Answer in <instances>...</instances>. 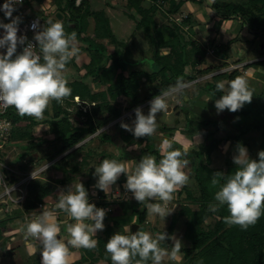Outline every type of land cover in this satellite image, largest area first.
<instances>
[{
    "label": "trees",
    "instance_id": "obj_1",
    "mask_svg": "<svg viewBox=\"0 0 264 264\" xmlns=\"http://www.w3.org/2000/svg\"><path fill=\"white\" fill-rule=\"evenodd\" d=\"M192 1L208 7L213 16L223 20L238 18L244 23L249 32L256 36L258 34L264 35V0H247L245 2L213 0L210 4H207L206 0ZM56 2L57 4L54 7L57 6V11L61 12L62 7L59 0H55ZM184 2L185 0H149L148 5L144 6L143 0L126 1L125 6L134 12L133 14L130 13V15L132 17H135V13L140 15L135 26L146 34L150 44L149 50L144 55L145 59L142 60L141 56L138 60L132 61L131 56L123 58L117 46H114L115 48L109 53L103 44H96L92 37L81 36L86 30L87 18L92 17L95 37L110 39L113 44L118 42L109 28L108 18L102 11L88 10L85 7L87 4L86 0H81L79 5H75V0H67L65 3L67 10L71 8L75 10L69 19L70 24L72 23L73 25L69 26L68 29L70 32L75 31L77 34L76 39L86 43V49L91 51L89 62L84 66L87 69L85 75L80 79L68 82L67 86L72 89V94L68 98L73 100V97L76 96L75 100L80 99V104H90V109H85L83 113L85 118L83 120H74L66 108H61L62 103H57L55 100L51 101L52 112L45 111L42 121L50 123V132L54 134L53 146L55 150L53 153H44L43 156L37 158V161L39 159L50 161L58 157L50 168L54 169V171H60L61 176L51 179L40 175V177L30 180L26 185L27 194L24 201L21 204L10 207L6 212L7 215L0 218V238L2 239L0 248L5 252V255L12 252L11 249L6 250L5 244L9 235L14 234V232L6 234V232L8 233L7 229L10 230L8 224L21 216L23 220L26 217L29 219V213L35 211L38 203L44 201L46 196L50 194L51 183L65 184L75 178L76 175L84 174L87 179L83 182V185L86 190L88 189L87 185L94 175V167L105 159L106 152L101 150L96 154L95 149L87 141L84 142V140L109 122H112V126L120 131V140L123 145L116 144L113 137L105 131L97 132L96 135L100 142H113L119 151L122 148L123 153L118 151L117 155L113 154L114 159L136 160L143 154L155 156L157 162L162 158V154L166 149L160 150V148L156 147L151 139L152 136H150L151 140H146L147 137L133 139L135 136L120 126L121 122L125 123L127 121L126 117H121L124 109L131 110L141 105L142 102L152 99L161 90L174 86L178 78H182L185 82L194 80L195 91L192 95L193 98L200 94L201 91L208 93L211 97L222 95L223 93L216 91L217 82L234 79L240 75V70L238 69L240 67L246 69L252 65L251 63L264 64V52H262L258 60L242 64L236 68L218 71L229 65L225 60L229 57V44L235 41L237 37L226 43L219 44L212 40L210 48L215 53V56L220 58V63L214 64L211 62L203 70H198V73L203 72L202 75L215 71L216 73L210 75V78L203 82L196 81L198 75L188 71L187 67L189 65L191 68L197 67L200 62L198 57L204 54L205 48L198 40L192 37L186 38L181 33H183L185 27L198 26L199 22L190 13L183 16L179 22L171 17V15L180 13L181 5ZM165 4H167L166 7L164 6ZM158 8H160L159 11L161 10L162 17L170 19L169 22L157 23L155 15ZM161 48H167V52L161 53ZM200 51H202L201 54H199ZM147 61L152 62L149 72L145 71L149 67ZM233 62L240 63L241 60L236 59ZM134 64L142 65V67H135ZM126 65H130L131 70L129 73L124 74L123 71L126 69ZM96 73H100L101 77L96 76ZM91 78H97L105 88L101 91L92 90L89 85ZM141 87L143 89L142 95L139 93ZM252 91L253 98L258 96L260 99L254 101L250 106L251 108H242L235 112L245 115L254 113L256 116L251 123L231 122L233 127H225L224 122L220 123L216 119L212 121H208L206 118L200 121L190 120L186 110L185 112L183 110L184 118L182 120L176 117L177 124L175 126L169 127L166 124L159 126L168 135H172L175 132L189 136L198 134L201 139L197 148L191 147L187 150L181 149L175 142H170L172 149L187 153L185 158L190 163L186 168V173L189 175L190 180L187 185L175 192V203L177 206L167 216L170 220L167 227L158 233L165 232L168 236H171L178 219H183L185 242H182L181 252L184 264H264V215L261 216L255 226H251L247 230H241L239 226L229 227L224 223L223 218L229 215L226 205L220 207L218 211H209V204L216 203L214 200L215 192L225 182L223 178H220V184L213 186L211 183L213 174L222 172L227 176L236 169L233 158H228V156H224L221 166H211V154L217 151L218 146L228 141L233 147L232 149L237 152V146L242 145L247 148L250 159H258V152L264 150V91ZM187 92L188 90L185 89L183 93ZM118 99L121 100L120 104L114 106L111 101ZM65 102L77 104V102H71L67 98ZM123 102L125 107L122 108ZM174 115L176 114L174 113ZM10 117L17 125L16 111L13 110ZM179 120L184 121L183 127L179 128L177 126ZM42 121H33L32 123ZM74 123H78V125H74ZM194 123L204 127L203 131L197 130L195 125L191 127V124ZM231 128H234L233 133L229 130ZM220 131H225V133L222 136H217ZM23 140L26 142H21ZM13 142H17L25 151L29 147L36 148L41 143L34 142L32 134L26 129L22 132H15L13 129L11 140L6 145L9 146ZM132 144H139L140 153L130 149L127 150L128 145ZM30 155L31 153L24 152V154L16 158L19 169L23 171L29 169L28 165L31 163L29 161ZM96 155V165L91 166L89 169L86 168V164H89V161ZM109 157L112 158V155L109 154ZM24 158H26L25 161ZM13 163L16 162L13 161ZM126 179V176L121 175L119 182L125 185ZM97 192L103 196L102 190L99 188ZM106 204L111 205L113 208L115 205L119 206L122 211L121 215L117 216V218L111 217L110 220L113 223L105 225V237L97 236L98 243L95 249L79 248L80 257L72 264H97L99 258L107 264H112L110 255L105 250V243L112 236L114 226L124 221L129 214L136 216V222L140 226L142 223L144 224L148 214L147 209L137 201L117 198L112 202L102 200L99 205L104 206ZM193 205L196 206L192 207ZM59 211L63 215H67L65 212ZM68 218L70 219V216ZM56 221H60L59 217ZM139 229L140 227H138ZM23 239V244L17 248V251L21 253L24 262L27 263L33 257V261H30L31 264H40L41 257L39 253L41 245L39 242L31 237L28 238V242L38 245V248L33 252L31 251V253L28 249L29 246L25 244L24 236ZM165 242H161V247L165 245ZM94 251H98L99 258L94 255ZM169 263L171 264L172 262ZM169 263L163 262V264ZM148 264H151V261Z\"/></svg>",
    "mask_w": 264,
    "mask_h": 264
},
{
    "label": "clouds",
    "instance_id": "obj_2",
    "mask_svg": "<svg viewBox=\"0 0 264 264\" xmlns=\"http://www.w3.org/2000/svg\"><path fill=\"white\" fill-rule=\"evenodd\" d=\"M22 2L5 0L0 9L5 18L11 21H0V29H3L0 49L6 50L0 53V107H13L21 117L42 120L51 101L63 103L72 94L65 73L67 64L79 51L76 47L77 34L75 31L66 33L59 19L48 20L42 29L35 31L34 45L27 36L18 35L20 18H13L15 5ZM32 27L38 29V22H34ZM19 46H24L20 52L17 51ZM147 63L149 67L145 71L149 72L152 62ZM189 86L188 82L178 78L174 86L161 90L152 98L147 115L140 107H136L132 124L121 122L120 126L136 138L152 136L158 127L157 114L167 110L168 99L177 98L179 103L178 97ZM215 88L217 92L223 93L215 100L217 113L224 110L235 113L246 103H251L253 98V91L242 76L230 81H219ZM164 145L166 150L158 162L155 156L144 155L132 171L116 159H103L94 167V176L98 177L95 187L107 194L111 186L124 175L127 178L124 187L132 197L147 209L150 216L165 220L173 211L168 205L174 199V193L189 183L185 168L190 162L185 158L186 152L172 149L167 140ZM233 163L236 169L232 174H213V186L220 184V178L225 182L215 192L216 203L209 204V211H218L226 205L229 215L223 218L224 223L229 227L239 226L241 230H247L264 215V150L258 152V159H250L246 147L238 145ZM56 208L75 221L66 225L69 237L67 244L65 237L60 236L61 228L51 211H42L30 220L26 217L21 229L25 232V239L31 237L39 241L40 264H67L69 245L73 248L95 249L98 240L94 237L105 227L103 221L106 210L89 202L88 192L80 182L60 190ZM166 240L172 241L170 250L161 247V242ZM181 247L179 239L165 232L157 233L154 237L141 229L133 233L127 226L123 233H114L105 243L112 264H148L149 261L151 264H163L165 258L175 260Z\"/></svg>",
    "mask_w": 264,
    "mask_h": 264
},
{
    "label": "rangeland",
    "instance_id": "obj_3",
    "mask_svg": "<svg viewBox=\"0 0 264 264\" xmlns=\"http://www.w3.org/2000/svg\"><path fill=\"white\" fill-rule=\"evenodd\" d=\"M86 1H87V4L85 7H87L88 10L91 9V10L102 11L103 14L108 18L109 28L112 31V34L116 37L118 42H117V44H113L110 39H101V38L95 37L94 31H93L94 20L92 17L87 18V27H86V30L81 34V36L92 37L93 40L96 42V44H98V43L103 44L106 47L107 52H109V53L112 52L113 48H115L114 46H117L120 49L123 58H125V56H127V57L131 56L132 61L133 60L136 61L142 56V60L145 59L144 55L149 50L150 44L148 42V38H147L146 34L141 29L136 28L135 25H136V22L139 19L140 15H137L136 13H135V17H132L130 15V13L133 14L134 12L132 9H128V7L125 6L127 0H113L111 2H108L109 6H106L107 0H86ZM226 1L245 2L247 0H226ZM66 2H67V0H59V3L61 4V7H62L61 12L63 14V17L59 20H61V22L63 23L65 32L70 34L71 32L69 31L68 27L72 26V25H70L69 19L71 18V14H73V12L75 10L72 8L70 10H67L66 5H65ZM148 3H149V0H143L144 6L148 5ZM192 3L193 2H190L189 7L193 8L194 5ZM206 3L210 4V3H212V1L206 0ZM56 4H57V2L55 3V0H40V1H38V0H25V2L21 6V12H25L26 15H28V16L40 15L41 19L43 20V23L41 24V29H42L43 26L45 25L46 21L52 20V18L55 17V13L57 12V6L54 8H53V6H55ZM166 5L167 4H165L164 6L166 7ZM185 7L184 8L181 7L182 8V9L180 8L181 12L179 14L177 13L175 15H171V17L174 20H177L179 22L180 19L183 18L184 14L186 13ZM159 9L160 8L157 9L156 15H155V19H156L157 23L161 24L162 22L163 23L169 22L170 19H166V18L162 17L161 10L159 11ZM229 21L231 23H234V26H236V29H235V31H233L234 29L229 28L228 33L234 32L237 35L238 39L241 40V41L238 40L239 43L235 44L237 47L236 49L240 48L242 53H243L239 59L244 60L246 57H249V58H254V59H252V61H255L257 59L256 57H258V55L260 53L264 52V49L261 48L262 46H264V35L258 34L257 38L254 39V36H256V35L249 32L248 29L246 28V26L244 25V23L242 21H240L238 18H232ZM242 29H244V30H242ZM199 31H200V28H198V26L185 27V29H183V33H181V34H183V36L186 38L192 37L195 40H198V42L201 45L203 44V46L205 48L204 54L202 56L200 55L198 57L200 62L197 64V67L191 68L190 65L187 67L188 71H190L193 74L198 75L196 81L203 82L204 80L209 79L210 75L216 73V71L206 73L204 75H202L203 72L198 73L197 71L203 70V68L209 66L211 62L214 64L220 63V60L217 59V57L215 56V53L210 48V42L212 40H214L215 43H217L220 40L218 37V33H216L215 35L213 34L212 36L209 34H205L202 37L201 36L202 31H201V33ZM210 34H212V32ZM245 34H251V35H250V37L247 38L246 37L247 35H245ZM206 35L208 37H206ZM223 41L224 40H222L221 43H224ZM76 45H77V41H76ZM80 46L85 49L86 43H84V45H80ZM5 51H6L5 49H0V53H4ZM160 52L161 53L167 52V48L166 49L161 48ZM78 53H79V51H78ZM90 53H91L90 50H88V52L85 50V55H86L85 57H77V55H76V57H73L72 60L67 64L68 67H67L66 72H68V73L66 74V78H67L68 82L70 81L69 79L71 77V75H70L71 72L74 75V74L78 73V69L82 70L83 73L87 70V69L85 70L82 67L84 66V64H86L84 62L89 61ZM201 53H202V51L199 52V54H201ZM245 53L246 54L248 53V55H245ZM195 54H197V53H195ZM96 55H98V54L96 53ZM229 62H231V60H229ZM239 64H241V62L235 63L232 61V63L229 64L227 67L222 68L218 71L228 70V69L234 68L235 66H238ZM251 64L252 65L250 67H253L255 69V71H253V70L252 71L251 70L244 71V69L242 68L243 73L241 74V72H242L241 71L240 75H238V76H242L243 78H245L248 81L250 89H253L255 91H264V77H262V74H264V64H253V63H251ZM134 66L139 67L140 65L134 64ZM140 67H142V65ZM238 69L240 70V68H238ZM130 70H131V66L126 65V69L123 71V73L127 74L130 72ZM257 70H259V72L261 74H258L256 72ZM251 72H252V75L250 77ZM97 75L99 78L101 77L100 73L99 74L96 73V76ZM200 75H202V76H200ZM188 83L190 84V86L188 87V92L184 93V95H183V97L184 98L186 97V99H183V97L178 98L179 100L180 99L181 100L179 103H177V100H176L177 98L170 97L168 99L167 110L157 114L156 120H157L158 127H157L154 135H152L151 139H152L154 145H156V147L160 148V150L166 149L164 142H161L160 140L164 139V140H167L169 142H172L170 140V138L175 137V133L172 135H168L167 133L162 131L159 126H162L165 124L168 125L169 127L175 126L177 124L176 117H178L179 119L181 118L183 120L184 115H185L184 114L185 110L189 111L188 114H189L190 120H194V118L197 119L198 116L200 115L202 117L204 116V118H206L208 121L209 120L212 121V120L216 119L220 123L224 122L225 127L226 126L227 127H233L231 122L248 124V123H251L255 119L254 117L256 115L254 113H250V114L245 115V114H241L239 112L238 113H232L228 110H224L223 112L217 113V110L215 108V100L219 99L221 95L211 97L208 93L201 91L200 94H198L197 96L192 98V95L195 91L194 86H193L194 80L188 81ZM99 86L101 89L105 88V86L102 84ZM139 93H140V95L143 94L142 87L140 88ZM205 96H207L206 100L204 99ZM257 99H260V97L255 96L254 98H252L251 103H246L244 105L243 109L251 108L250 106ZM151 100L152 99L145 101V102H142L141 105H138L136 107H140L142 109V111L144 112V114L147 115V113L149 111V107H150L149 102ZM72 101H75V97H73ZM117 101L118 100L111 101V102L113 103L114 106H118L120 103H119V101L118 102ZM51 103L49 104L48 108L46 109L50 113L52 112V107H51L52 104ZM188 105H189V108L187 107ZM83 107L84 106L77 105L76 103H66L65 100L61 104V108L62 109L66 108L70 112V114L74 120H83L85 118V115L83 114L84 113ZM121 107L122 108L125 107V106H123V103H122ZM136 107L132 108L131 110H127V109L123 110V114L121 117L127 118V121L125 123H127L129 125L132 124V121L135 119L134 109ZM183 110H184V112H183ZM172 111H175V112L172 113ZM174 113L176 115H174ZM16 117H17V120H16L17 126H16V129H15V126H13L14 131L15 132H22L24 129H26V130L30 131V133L32 134L34 142H38V143L41 142V143L38 147H36V148H30L29 147V148H27L28 150L25 151L17 142L16 143L13 142V144H11L9 146L7 145L4 147L5 150L2 153H0L1 159L5 162L10 163V164L12 163V165H14L18 168V165H17L18 163H17L16 158L20 157V155L24 154V152H28V153H31L32 156H34V159L32 161H30L31 163L28 165L29 169L32 166L37 167L40 164L46 163L47 159H39V161H37V158H40L46 152L53 153L55 150V148L53 146L54 145V143H53L54 134L50 132V126H49L50 123L48 121L37 120V119H35L33 117H29V116L21 117L20 115L17 114V112H16ZM33 121H42V122L32 123ZM194 125L196 126L197 130L203 131L204 127L196 125V123L191 124V127L192 126L194 127ZM177 126L179 128L183 127L184 121L179 120V124ZM208 127H210V126H208ZM102 129H104L105 132H108V134H110L111 136H114V140L116 141V144L123 145V143L120 140V131H118L116 127L112 126V122H109L107 125L100 128L98 130V132L102 131ZM229 130L233 133L234 128H231ZM223 133H225V131H220L217 133V136H222ZM194 136L196 138H197V136L199 137L198 134H195ZM87 138H90V136ZM134 138L137 139L136 137H133V139ZM177 138H178V141L180 143L186 144L185 143L186 138H184L183 142L181 141V140H183L182 137L177 136ZM148 139H150V137L146 138V140H148ZM199 139H200V137H199ZM141 141H142V139H141ZM198 141L201 142V139ZM21 142L25 143L26 141L23 140ZM198 146L199 145H196L195 147L197 148ZM230 147H231V144L228 141L220 144L217 151L213 152L211 154V166H214V167L221 166L223 164V159H224V156L221 155V153L229 150ZM92 148L95 149L96 154H98V152L101 150L106 152L105 159H114V155H117V154H114L116 152L117 147L115 144H113V142H107V141L100 142L99 139L98 140L95 139ZM127 148L130 150H133L134 152L140 153L139 144L128 145ZM232 148L233 147H231V150L227 152L228 158L229 157L233 158V156H234V155H232V153L234 151V149H232ZM112 152H114V153H112ZM108 153L112 155V158L109 157ZM119 153H123L122 148H120ZM141 158H142V155L139 158H137L136 160L122 159V160H118V161L124 163L128 167L129 171H132V170H134L135 165L139 162V160ZM25 160H26V158H24V161ZM13 161L16 163H13ZM96 162H97V155H96V157L91 159L89 161V164L87 163L86 164L87 166H85V167L89 169L91 166L96 165ZM97 166H98V164H97ZM185 172H187L186 168H185ZM42 176L53 179V178L59 177L61 175L59 173H55L54 169L49 167L46 171H44L42 173ZM83 179H86V176H83ZM73 180L77 181L76 183L74 181V184H77L78 182L81 181V179L77 178V176H75V178H73ZM97 180H98V177L93 175L90 182H89V183H91V184H89V188H90L89 193L92 194L93 192H95V195L93 197H95L94 202H97L96 207H98L99 204L101 203V201L104 200L102 198L100 199V196L97 192L98 188L95 187ZM56 187H57L56 184L51 183V192L49 195L46 196V199H47L46 201L50 204L53 203L57 199L58 194L60 192L59 189H57ZM61 187H63V189H65L64 186L61 185ZM13 195L17 196V192H13ZM118 196H119V198L121 197L123 199H127L130 201H136L132 197V194L128 191L122 192L119 190ZM118 196L114 195L113 198L116 200L118 198ZM175 199H176V193H174V199L169 203V207H171V209H174V210L177 206V204L175 203L176 202ZM57 202H58V199L55 201V203H54L55 205L53 204L54 208L52 210H49V211H51L53 213L54 220L59 217L60 221L57 222L55 220V222H57L59 224V226L61 228L60 236L65 237V243L67 244V239L69 237L67 236V232L65 230L66 229L65 225H63L61 223H62V221L68 222V215L64 216L62 212L57 210V208H56ZM153 202H157V201H153ZM195 206L193 205L192 207H195ZM112 214L113 215H111V217L114 216L113 218H117V215L114 214V212ZM5 215H7V213L4 212L2 208H0V217L2 218ZM31 215H32V212L29 213L30 218H31ZM111 217H109V218L105 217V219L103 221L104 225L113 223V221L110 220ZM182 220H183L182 218L178 219V221L175 225V228L173 229L172 234H171V236H175L177 239H179L181 241V243L185 242L184 236H183V231L185 229V225H184V222ZM169 221L170 220L168 217H166L165 220H163L158 216H150L149 214H147L146 218L144 220V224L142 223L139 227L141 230L147 231L155 237V235L159 231H161L167 227V225L169 224ZM132 222H136V216L134 214H129L127 216V218H125L124 221H122V222L118 223V225L114 226V231L111 235H113L114 233H116L118 231L123 233L125 226H127V227L129 226V228H130ZM24 224H25V219L23 220L22 216L15 218L12 222H10L8 224V226L10 227V230L7 229L8 233L6 232V234H10L11 232L12 233L14 232V234L9 235V238L7 239L6 244H5V248H6V250L11 249V251L14 252L15 255L14 256L6 255L7 260L5 258V260H6L5 264H31V262L33 261V257H32L30 259L31 262L30 261H28L27 263L24 262V259L21 256V253L19 251H17L18 250L17 248H19V246H22V244H23V240H24L23 236L25 238V232L21 230L24 227ZM100 234H101V236L105 237V231L104 230L100 231ZM96 238H97V236H96ZM1 241H2V239L0 238V242ZM32 244L33 243H31L29 241V243L27 245L31 246ZM171 244H172L171 240H166L163 248L170 250L172 247ZM28 249L30 250L29 247H28ZM30 252H31V250H30ZM77 252L80 254V250L73 249V247H71L69 245V256H68L67 264H72L77 259V257L75 256V254ZM3 254H5V252L0 248V264H2L1 263L2 258L4 256ZM39 255H40V253H39ZM94 255L97 258H99L98 251H96V252L94 251ZM73 257H76V259H74ZM182 257H183L182 252L180 251L175 260H168V258H165L163 262L164 263L172 262L171 264H184ZM97 264H107V263L99 258L97 261Z\"/></svg>",
    "mask_w": 264,
    "mask_h": 264
},
{
    "label": "crops",
    "instance_id": "obj_4",
    "mask_svg": "<svg viewBox=\"0 0 264 264\" xmlns=\"http://www.w3.org/2000/svg\"><path fill=\"white\" fill-rule=\"evenodd\" d=\"M111 1H113V0H107V2H106V6H109V4H108V2H111ZM210 1H213V0H210ZM190 2H193L192 4L194 5V7L192 8V7H189L190 6ZM53 6V5H52ZM186 6V7H185ZM181 7H185L186 8V13L184 14V16L187 14V13H190L195 19H197L198 20V28H200V33H201V31H202V37L205 35V34H209V35H215L216 33H218V37H219V40L220 41H218L217 43L219 44V43H221L222 42V40H224L223 42L224 43H226L227 41H230L231 39H233L234 37H237V35L234 33V32H232V33H228V30H229V28L230 29H234L233 31H235V29H236V26H234V23H231L229 20H223V19H221V18H219V17H217V16H213L212 15V12H211V10L208 8V7H205V6H203L202 4H199L198 2H194V1H192V0H185V2L181 5ZM53 8H54V6H53ZM182 9V8H181ZM181 12V11H180ZM70 25H73V24H70ZM195 27V26H194ZM242 30H244V29H242ZM212 32V34H210ZM246 33V32H245ZM245 35H247L246 37L248 38V37H250V35L251 34H245ZM206 37H208L207 35H206ZM253 37V36H252ZM213 38V37H212ZM257 38V36H254V39H256ZM202 39V38H201ZM238 40H240V39H238V37H237V39L235 40V41H233V42H231L230 44H229V57L228 58H226L225 60L228 62V64H231L232 63V61L235 59H239L240 58V56L243 54L242 53V51H241V49L240 48H238V49H236L237 47H236V43H239V41ZM76 41H77V45H76V47L77 48H79L78 50H79V53L77 54V57H85L86 55H85V50L88 52V50L85 48H83V47H81L80 45H84V42H82V41H79V40H77L76 39ZM241 41V40H240ZM216 43V44H217ZM262 49H264V46H262L261 47ZM245 55H248V53L246 54L245 53ZM76 57V56H75ZM257 59L256 60H258L259 58H260V54L258 55V57H256ZM85 59V58H84ZM217 59L218 60H220V58H218L217 57ZM252 59H254V58H249V57H246L244 60H241V64H245V63H249V62H252ZM229 60H231V62H229ZM240 60V59H239ZM89 62V61H88ZM88 62H84V63H88ZM83 64V63H82ZM86 64H84V66H85ZM82 67V68H84L85 70H86V68L85 67ZM68 67V65L66 66V68ZM243 67H240V72H241V74L243 73V69H242ZM248 70H253V71H255V69L253 68V67H248V68H246V69H244V71H248ZM258 74H261L260 72H259V70H257L256 71ZM255 72V73H256ZM68 72H66L65 73V75L67 74ZM85 73H86V71L83 73L82 72V70H80V69H78V73L77 74H72V72H71V77H70V81L69 82H71L72 80H76V79H80V78H82L84 75H85ZM251 75H252V72H251V74H250V77H251ZM258 76V75H257ZM260 76V75H259ZM262 77H264V74H262ZM99 81H98V79L97 78H91L90 79V81H89V85L91 86V88H92V90H94V91H101V90H103L104 88H100V86L99 85H101L100 84V82L98 83ZM103 85V84H102ZM194 86V85H193ZM187 90H188V88H186ZM253 90V89H252ZM183 95H184V93L183 94H181L178 98H182L183 97ZM206 97L207 96H205V100H206ZM193 98V97H192ZM66 99V98H65ZM64 99V100H65ZM67 99L69 100V101H71V102H76V100L75 101H72L70 98H68L67 97ZM183 99H185L184 97H183ZM177 100V99H176ZM181 100V99H180ZM118 101L119 102H121V100L120 99H118ZM204 101V100H203ZM125 102V101H124ZM124 102H123V104H124ZM192 102V101H191ZM192 104V103H191ZM77 105H80V106H84L83 107V109H84V111H85V109L87 110H89L90 109V105L87 103V104H85V105H82V104H80V102H77ZM188 108H189V105L187 106ZM173 112H175V111H172V113ZM188 110H186V113H187V116H188V118H189V114H188ZM200 113V112H199ZM190 119V118H189ZM202 119H204V116L202 117V116H198V118L197 119H195L194 118V121H200V120H202ZM78 125V123H74V125ZM110 128V127H109ZM98 132V131H97ZM96 132V133H97ZM96 133H94V134H92V135H90V138H87L86 140H84V142L85 141H87V143L89 144V145H91L92 147H93V143H94V140L96 139V140H98V137H97V135H96ZM108 133V132H107ZM96 135V136H95ZM154 135V134H153ZM177 136L178 137H182V139L183 140H181L182 142L184 141V138H186L185 140H186V144H183V143H180L179 141H178V138H177ZM113 137V140H114V136H112ZM196 139V140H195ZM170 140L174 143H176L181 149H190L191 147H195L196 145H200V141H198V140H200L199 139V137L197 136V138L194 136V135H192V136H189V135H187V134H183V133H179V132H175V137H173V138H170ZM161 142H164L165 140L163 139V140H160ZM220 146V145H219ZM218 146V147H219ZM230 149V148H229ZM127 150H129L128 148H127ZM231 150V149H230ZM230 150H227V151H225V152H223V153H221V155H223V156H227V152L228 151H230ZM118 148H116V152L114 153V152H112V153H114V154H117L118 153ZM219 151V150H218ZM110 153V152H109ZM108 153V154H109ZM137 153V152H136ZM237 154V152H235V151H233V153H232V155H236ZM144 155H147V154H143L142 155V157L144 156ZM95 172V171H94ZM55 173H59L60 175H61V172L60 171H55ZM77 176V178H79V179H81V181H80V183H82L83 184V182L87 179V176L86 175H76ZM83 176H86V179H83ZM92 178V177H91ZM74 181L75 180H73V179H71V181H69V182H67V183H65V184H56V183H54V184H56V188L57 189H59V191L61 190V189H63V187H61V185L62 186H64V188L65 189H67V187L68 186H70L71 184H73L74 185ZM77 181H75V183H76ZM90 182V181H89ZM79 183V182H78ZM89 184H91V183H88V185H87V192H88V199H89V202L90 203H94L96 206H97V202H94V198L95 197H93L94 195H95V192H93L92 194H90L89 193ZM124 185L122 184V183H120L119 182V179L117 180V182L114 184V185H112L111 186V188H110V191L106 194L104 191L102 192V194H103V196L102 195H99L100 196V199L102 198V199H104V201H110V202H112V201H114L115 199L113 198V196L114 195H117L118 196V194H119V190L120 191H122V192H126L127 190L123 187ZM113 194V195H112ZM119 198V197H118ZM121 198V197H120ZM57 199H58V197H57ZM56 199V200H57ZM111 199V200H110ZM47 200V199H46ZM55 200V201H56ZM106 208H108L109 210H110V212L109 211H107V213H106V216L105 217H107V218H109V217H111V215H113L112 213L114 212V214H116L117 216H119V215H121V213H122V211H121V209H120V207L119 206H114V208L111 206V205H109V204H106V205H104ZM104 206H102V205H99L98 206V208H103ZM64 216H65V214H64ZM114 217V216H113ZM69 222V223H68ZM68 222H63L62 221V223L61 224H63V225H65V228H66V225H68V224H70V223H74L75 221L70 217V219L68 218ZM89 223H91V222H89ZM129 227V226H128ZM66 230V229H65ZM99 235H101L100 234V231L99 232H97L96 233V236H99ZM94 238H96V237H94ZM38 247V245L37 244H35V243H33L31 246H29V248H30V250L33 252V251H35L36 250V248ZM73 249H76V250H79V248H73ZM4 256H3V258H2V264H5V261L7 260V256L5 255V254H3ZM8 255H11V256H14L15 255V253L14 252H11L10 254H8ZM75 256L77 257V258H79L80 257V254L77 252L76 254H75ZM76 257H73L74 259H76ZM5 258H6V260H5ZM83 264H86V263H83Z\"/></svg>",
    "mask_w": 264,
    "mask_h": 264
},
{
    "label": "built area",
    "instance_id": "obj_5",
    "mask_svg": "<svg viewBox=\"0 0 264 264\" xmlns=\"http://www.w3.org/2000/svg\"><path fill=\"white\" fill-rule=\"evenodd\" d=\"M80 1L81 0H75V5H79ZM24 2L25 0H23L22 3L15 5L16 10L13 12V18H20V22L18 24V35L27 36L28 41L35 45L36 41L33 39V37L35 35V31L41 29L43 20L41 19L40 15L28 16L25 12H21V6ZM4 3L5 0H0V9H2ZM0 21L3 23L11 22L9 19L5 18L3 11H0ZM34 22H38V29H33L32 26ZM2 35L3 29H0V37H2ZM24 46L18 47L19 52L22 51ZM36 51L39 54V49ZM240 65L241 64L235 66L234 68L239 67ZM13 110L16 111L13 107H8L6 109L0 107V153L5 150L4 147L7 146L6 144H8L11 140V134L14 129L13 126H17L12 120V117H10V114ZM57 158L58 157L47 161L44 164H40L37 167L32 166L29 170L23 171L21 169L19 170V168L14 165L8 164V162L3 161L0 155V177L3 179H0V208H2L4 212H7L10 207L21 204L27 194V183L30 180L40 177V175H42V173L46 171ZM33 171L34 178L32 177ZM13 192H17V196H14ZM54 203L55 201L50 204L46 201V199H44V201L38 203L36 210L32 212L31 218L29 217V219L34 218L35 215H39L42 211H49L50 209H53V206L55 205ZM103 208L106 210V213L107 211L110 212L108 208ZM28 243V239H25V244Z\"/></svg>",
    "mask_w": 264,
    "mask_h": 264
},
{
    "label": "water",
    "instance_id": "obj_6",
    "mask_svg": "<svg viewBox=\"0 0 264 264\" xmlns=\"http://www.w3.org/2000/svg\"><path fill=\"white\" fill-rule=\"evenodd\" d=\"M40 1V0H38ZM63 17V14L59 11H57L55 13V17L52 18L53 21L57 20V19H61ZM17 51L19 52V49H17ZM34 159V156L30 155L29 156V161H32ZM138 227H139V224L137 222H132L131 223V226H130V230L131 232L135 233L136 231H138Z\"/></svg>",
    "mask_w": 264,
    "mask_h": 264
},
{
    "label": "bare ground",
    "instance_id": "obj_7",
    "mask_svg": "<svg viewBox=\"0 0 264 264\" xmlns=\"http://www.w3.org/2000/svg\"><path fill=\"white\" fill-rule=\"evenodd\" d=\"M76 97V96H75ZM77 102H80V99H76Z\"/></svg>",
    "mask_w": 264,
    "mask_h": 264
}]
</instances>
